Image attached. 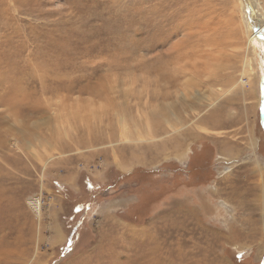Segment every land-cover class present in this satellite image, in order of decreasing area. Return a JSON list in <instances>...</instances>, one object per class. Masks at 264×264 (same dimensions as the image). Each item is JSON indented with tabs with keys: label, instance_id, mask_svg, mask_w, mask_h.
<instances>
[{
	"label": "rangeland",
	"instance_id": "obj_1",
	"mask_svg": "<svg viewBox=\"0 0 264 264\" xmlns=\"http://www.w3.org/2000/svg\"><path fill=\"white\" fill-rule=\"evenodd\" d=\"M255 8L0 0V264H264Z\"/></svg>",
	"mask_w": 264,
	"mask_h": 264
},
{
	"label": "bare ground",
	"instance_id": "obj_2",
	"mask_svg": "<svg viewBox=\"0 0 264 264\" xmlns=\"http://www.w3.org/2000/svg\"><path fill=\"white\" fill-rule=\"evenodd\" d=\"M255 11L257 12L256 8H255ZM256 16H257L258 24L260 25V29L261 30L264 29V18L262 17L264 15L260 14L259 11H258L256 13ZM258 16L260 17V19H259ZM253 41L254 42L256 41L255 37L253 38ZM255 46H256V44H255ZM41 205H42V202H41V198H39V197L32 198V200L29 203L30 208L33 209L37 215H39L38 213L40 212L39 210L41 208Z\"/></svg>",
	"mask_w": 264,
	"mask_h": 264
},
{
	"label": "water",
	"instance_id": "obj_3",
	"mask_svg": "<svg viewBox=\"0 0 264 264\" xmlns=\"http://www.w3.org/2000/svg\"><path fill=\"white\" fill-rule=\"evenodd\" d=\"M249 10H251L249 7H248Z\"/></svg>",
	"mask_w": 264,
	"mask_h": 264
}]
</instances>
